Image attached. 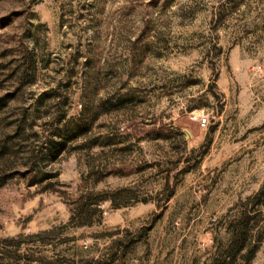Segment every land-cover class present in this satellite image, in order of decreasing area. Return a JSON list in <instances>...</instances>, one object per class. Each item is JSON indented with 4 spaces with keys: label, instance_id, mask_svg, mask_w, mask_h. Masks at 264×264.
Masks as SVG:
<instances>
[{
    "label": "rangeland",
    "instance_id": "374dc122",
    "mask_svg": "<svg viewBox=\"0 0 264 264\" xmlns=\"http://www.w3.org/2000/svg\"><path fill=\"white\" fill-rule=\"evenodd\" d=\"M0 104V264H264V0H0Z\"/></svg>",
    "mask_w": 264,
    "mask_h": 264
},
{
    "label": "trees",
    "instance_id": "16d2710c",
    "mask_svg": "<svg viewBox=\"0 0 264 264\" xmlns=\"http://www.w3.org/2000/svg\"><path fill=\"white\" fill-rule=\"evenodd\" d=\"M161 135L163 134L161 133ZM59 144H60L59 142H53L52 147H50V149H52L54 146L57 147ZM167 193L169 194L170 191H167ZM82 205L83 204L80 203L77 204L76 206L77 213H80L82 211L83 209ZM245 235H246V231L244 229V222L239 220L238 223H236L233 229H231L230 231V238L223 250V255H222L223 262L226 263L227 260L228 261L232 260L235 257V255L242 249L245 241ZM212 264H222V263H219L218 258L216 257Z\"/></svg>",
    "mask_w": 264,
    "mask_h": 264
},
{
    "label": "built area",
    "instance_id": "2783aa9c",
    "mask_svg": "<svg viewBox=\"0 0 264 264\" xmlns=\"http://www.w3.org/2000/svg\"><path fill=\"white\" fill-rule=\"evenodd\" d=\"M197 121H198V125H199L200 127H203V126L207 123V119H206L205 116H201V117H199V118L197 119Z\"/></svg>",
    "mask_w": 264,
    "mask_h": 264
}]
</instances>
